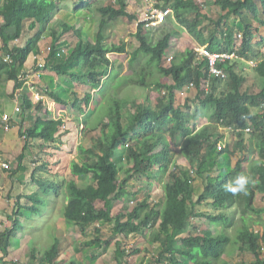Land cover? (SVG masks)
I'll use <instances>...</instances> for the list:
<instances>
[{
	"label": "trees",
	"instance_id": "16d2710c",
	"mask_svg": "<svg viewBox=\"0 0 264 264\" xmlns=\"http://www.w3.org/2000/svg\"><path fill=\"white\" fill-rule=\"evenodd\" d=\"M164 2L173 8L172 17L162 25L160 33L164 32V35L155 45L147 44L139 35L146 27L139 22V29L134 33L139 45L130 52V59L136 60L141 50L149 53V62L170 77L171 83L159 80L153 83L160 94L156 103L149 94L151 87L144 88L148 93L143 96L127 94L129 90L125 97L106 92L100 105V109L108 106L105 114L82 121L85 125L83 141L85 145L90 144L83 147L85 159L73 161L70 169L73 176L79 175L81 179L89 176L91 181L85 186L73 179L66 181L65 193L71 199V205L64 207L63 217L80 232L93 223H98L94 227L96 233L101 231V225H111L113 235L124 237L128 234L144 237L157 230L150 238L160 245L154 264H228L223 257H231L234 251L242 250V246L251 258L241 264H264L261 256V249L264 252V205L255 203L257 192L264 198V35L260 33L264 29V0H214L219 11L216 20L203 13V5L195 0ZM94 10L100 15L97 26L92 24ZM108 16L112 19L106 20ZM0 18V57L9 56V60H0V73L15 81V89L21 88L27 79L25 73L22 77L19 74L35 50L44 67L52 69L59 77L101 89L103 80L99 77L108 75L109 65L113 64L107 54L127 53V42L117 45L108 41L112 36L110 29L114 25L136 21L137 14L127 10L124 0H72L71 4L68 0H0ZM172 18L176 26L185 29L200 46L210 51H232L235 47L238 57L255 61L254 66L249 67L251 73L239 68L237 60L219 64L227 77H212L209 91L196 98L200 105L210 108L207 124L201 128L182 125V108L176 101L178 93L190 83H193L191 89L199 93L202 82L208 78L206 60L193 50H185L168 60L165 56L170 40L167 22ZM204 21H209L211 26L205 25ZM254 21L261 29L254 26ZM204 29H207L205 33ZM29 32L33 34L28 44H18V39ZM237 33L241 37L239 45L235 43ZM46 36V56H43L38 42ZM69 37H73L74 43L68 40ZM94 57L100 58L106 66L89 69ZM227 83L230 87L233 85L231 91ZM221 85L227 86L223 94L217 92ZM43 93L67 107L68 101L59 96L58 89ZM91 93H85L81 100L74 96L69 107L83 113L93 96ZM30 105V100L25 98L23 106ZM41 105L38 102L35 106ZM61 125V118L38 117L34 129L28 130L27 134L39 136L44 141L55 140L54 134ZM247 126L251 130L244 133ZM218 127L240 128V131L235 133L237 138L232 146L228 143L223 147L219 167L215 170L213 166L217 165V159L211 154L224 136ZM167 132L171 133L172 142L167 138ZM171 143L179 147V152ZM118 150L122 155H116ZM178 154L187 161L186 165L177 162ZM248 154H257L260 163L245 170ZM232 156L237 157L231 166ZM124 157L133 162L130 169L123 171L125 175L119 177ZM240 175L250 178L247 192L233 194L226 191L225 186ZM133 178L144 179L147 183L160 182L162 203L154 202L146 195L134 202L125 219L115 223L109 201L137 195L128 187ZM7 196L0 199V210L5 213L10 227L0 234V251L5 256L12 234L23 227L21 213L8 205ZM38 198L35 197L37 202ZM78 198L82 200L80 203H77ZM95 200H103L104 208L97 209ZM204 206H210L209 210H200ZM198 218L206 219L219 229L216 232L201 231L198 222L191 220ZM231 229H234V235L230 234ZM95 241L99 238L92 239ZM119 244L116 243V263L133 264L124 258ZM63 249L64 244L55 240L40 254L41 262L56 264ZM138 252L135 248L127 256ZM0 264L19 263L0 257Z\"/></svg>",
	"mask_w": 264,
	"mask_h": 264
},
{
	"label": "rangeland",
	"instance_id": "374dc122",
	"mask_svg": "<svg viewBox=\"0 0 264 264\" xmlns=\"http://www.w3.org/2000/svg\"><path fill=\"white\" fill-rule=\"evenodd\" d=\"M71 1L72 0H68V4H71ZM85 1H87V0H85ZM96 1L97 2H104L107 0H96ZM110 1L113 2L115 0H110ZM124 1L127 3V10L131 11V12H135L137 14V20L134 22H131L128 25H126V24L118 25V26L114 25L115 27H113V29H110L112 36L110 37V39L108 41L110 43H115L117 45L120 44L122 41L127 42V53H108L107 54L108 58L113 62L114 65L112 63H110L109 74L106 76H100L99 77L100 81L103 80V87L101 86V89H99L98 87L95 88L91 85H85L82 83L72 82L68 78H65V77L64 78L57 77V79H56V75L54 73L51 74L53 76L52 79H50V80L47 78L44 79V81H45L44 84L47 85L46 83H48L49 85H51V90H55L57 87H59V91H60L59 96L64 97L65 99H68L70 102L74 96H76L79 100H81V98L84 96L85 93H87V92L91 93L92 92L91 94H93V96H91L88 107L85 109V111L83 113L76 111V110H73L71 107H69V106H71L70 103L68 104L67 107H65L66 110H69L70 114L67 112H60L58 106H62V105L58 104L57 102H56V105H53L55 107H52V111H51L52 114L54 116L56 115V117L60 116V118L62 120V126L59 129V130H61V129L63 130V131H61V134L64 135L65 132H67L70 129L72 131V135L74 138L72 139V141H70L68 143L66 148L62 149L66 153L69 154V158H71V156H73L71 159L72 162L74 160L80 162V161L84 160L86 157V152H85L83 147L86 145H89L90 142L86 143V145H85V143L83 141V136H84L83 130L85 128V125L82 126L81 124H82V121L84 119H86L87 121H90V119H92V117H95L96 114L97 115H104L105 114L106 108L108 109V106H103V108L100 109V107H101L100 105L102 104L103 100L105 99L104 96H106V92L108 94L110 92V94H113V95L122 94V96L125 97L126 96L125 92L129 90L127 92V94L132 93V94H134V96H136L137 94L138 95L140 94L139 96H143V95H147V93H148V91L145 90L144 88L145 87L146 88L151 87V89H148L149 94H150V97L153 100V102L156 103L160 98V94L158 93L159 90H157L154 87L153 83L156 80L162 81L163 83H169V82L171 83L170 77L166 76L164 73L157 70L154 67L153 62H149V53L143 52L141 50V52L139 53L136 60L132 61L130 59V52L139 45V41L134 36V33L139 29L138 28L139 27L138 22H139L140 10H139V3L137 0H124ZM200 1L205 3L206 7L208 8L207 14L212 15L213 19L216 20V18H218L219 11L217 10L218 8L216 9L215 4L210 2V1H214V0H210V1L209 0H207V1L200 0ZM217 11H218V13H217ZM203 13H205V12H203ZM94 18H95V20L92 22V24L94 26H97L100 15L95 10H94ZM110 19H112L111 16H108L106 18V20H110ZM167 23H168L167 29H168V32L170 35V40H168V47L165 49V54H166L165 56H167V58H168V56H172V59H173L174 57H178L179 54L181 52H184L185 50L195 51L197 44H193V41H195V40L190 37L189 33L185 29H181L178 26H176V24H175L176 22L174 20H172V21L170 20ZM204 24L207 25L208 27L211 26V23L209 21H204ZM253 24H254V26H258V28L261 29L258 22L254 21ZM162 27L163 26H161L160 28L142 29L141 32L139 33V35L143 38V40H145V42L147 44L153 46L160 40V37L164 35V32H162V34L160 33V31L162 30ZM205 32H206V30H204V33ZM260 33L262 35H264V29H262V31ZM173 35H177V37H175ZM45 38L48 39V36H46ZM235 39L240 41L241 37L239 36L238 33L236 34ZM68 40H70L71 43H74L73 37H69ZM43 42H44V40H43ZM63 49L69 50V48L66 49L64 47H63ZM262 49L264 50V46ZM143 53H145L146 56ZM104 66H106L104 64V62L102 60H100V58H98V59H94L88 68L89 69H92V68L102 69ZM237 66L239 68H244L243 69V70H245L244 72L251 73L248 71L250 66H248L247 63L237 62ZM228 81H231V80H228ZM67 82L69 84H67ZM226 82L227 81H224V83H226ZM42 88H43V91L46 90L45 86H43ZM141 88H143V89L141 90ZM204 88H205V86L202 85L201 90L199 91V93H197V90L191 89V85H189L181 93H178V99L176 102L182 108V113H181L182 125H184V126L186 125L188 127L195 126L196 128H201L202 126L207 124V120L209 119V117H207V115H209V109L210 108L208 106L200 105L199 101L196 99L197 95L202 97V95L207 93L204 90ZM208 89H210V86ZM226 91H227L226 85H221L217 88V92H219L221 94L225 93ZM82 106H84V105H82ZM186 106H188V107H186ZM98 109H100V110H98ZM12 110H13V103L11 101H9L7 104V111L12 112ZM72 110H73V112H72ZM71 114H74V115H71ZM38 117H39V113H38ZM75 118H77V119L74 120ZM69 119H71L72 122H69ZM67 122H69V124H70V125H68V127L66 126ZM65 126L67 128H65ZM218 130L221 133L226 134V135H224L225 138L219 139V141H221V144L223 145V147L226 146V144H228V143L231 145V143L234 142V140H236V138H237L234 135H232L233 133H227V132L224 133L223 128H219ZM97 134H99L98 131H97ZM246 137H248V135H246ZM167 138L169 139V141L171 140V142H172V137H171L170 132H167ZM224 140H225V143H224ZM171 144L173 145L174 148H177L176 151L179 152V147L178 146L175 147V145L173 143H171ZM223 147H222V149H216V151L211 154V155H214L217 159L216 160L217 165L213 166L215 170H217L218 169L217 167H219V162L221 161V155L223 153ZM119 154L122 155L121 151L118 150L116 155H119ZM125 155H127V153H125ZM236 157L237 156H232V159L229 161V164L231 166L235 162ZM210 159H211V156L209 157V160ZM71 161L66 162V160H64L65 164L63 165V168H65L67 172H68V167H70L69 165H71V163H72ZM123 162H124V166H123L122 170L119 172V177H123L125 175L123 171L130 169L133 161L131 160V158L126 157L125 159H123ZM177 162L179 164H182V165L187 164L186 160L180 154L177 155ZM258 163H260V158L257 154H248L247 161L244 163V169L247 170L250 165H256ZM62 171L64 172V170H62ZM76 176H77V178L79 177V175H76ZM82 181L86 183V182H90L91 180H90L89 176H87V177L83 178ZM52 183L53 184L49 187H51V192H54V187L57 185V183L59 184V182L57 181V183H55V181L52 180ZM80 185L85 186L87 184H80ZM44 187H45V184L43 183V186L41 188L40 206H42V208H41L42 211L45 212L48 209L47 208V206H48L47 202H50V204H51L53 201V198H51V199H49V201H47V198L45 197L47 190H45ZM128 187H129V190L136 192L137 195H135V196H129V195L124 196L123 200H117V201L116 200H110L111 203L114 202L113 204H118V206L116 205L114 207V216L116 215L115 223H120L123 219H125V217L128 216L127 212L130 210V207L134 204V202L142 199L146 195H150V200H153L154 202H157L160 204L162 203L163 188H162V185L160 184V182H158V181L152 180L149 183H147L144 179H141V178L140 179H136V178L134 179L133 178L132 180L129 181ZM3 193H4V195L7 194L6 191L4 190V188H3ZM255 203L257 206L264 205V198L262 197V194L260 192H257V194H256ZM32 204L34 205V207L31 208L32 210L24 209L22 211V223H23L22 225L24 226V228L29 227L28 225H32L33 235L41 236L42 232L45 233V231H47V230H43L41 228L42 223H39L37 225V221H36L37 216H35L36 210H37V208H36L37 200L34 199ZM103 204L104 203L102 200L96 201L95 207L104 208ZM122 207H125V213H124L125 217L118 216L117 215L118 213H116L117 212L116 209H122ZM208 208H210V206L209 207L204 206V207L200 208V210H209ZM60 210H61L60 212H62V214H63L64 207L63 208L61 207ZM46 213H47V211L44 213V216H46ZM33 216H34L33 221L30 220L31 222H28L29 218L33 217ZM44 220H45V217L42 218L41 221H44ZM191 220H192V222H198L201 231L210 230L212 232H216L219 229V227H216L214 225H210L207 222V220L204 218L191 219ZM263 221H264V215H263ZM94 227H95V225H91V226L88 225L86 227L88 233H85L87 235V237H85V238H88L91 235L94 236V233H95ZM254 227L256 229H259V226H254ZM154 228H157V226ZM156 231L157 230L152 231V233H146V235L144 237H142V235H139V234H128L127 237H124L121 235L115 236V235H113V233L111 231V225H105L102 228L101 232H102V235L107 238L106 240L112 238L111 239L112 243H114L115 239H116V242H120V244L123 245L125 247V249H127V253L131 252L135 248L139 249L138 253L130 256L129 260L131 261V263H133V264H154L153 263L154 258H155V255L159 251L160 245L158 243H153L150 238L153 236V234ZM230 234H232V235L235 234L234 229L230 230ZM103 245L104 244H101L99 248L104 249L106 251V249H105L106 246L103 247ZM105 251H104V253H105ZM233 253L234 254L231 257L230 256L223 257L228 262V264H241L242 261H248L251 258V255L247 251L245 246H242V250H236ZM261 256L264 257V252L262 249H261ZM105 258L108 259V257H105ZM102 259H104V258H102ZM115 264H116V262H115Z\"/></svg>",
	"mask_w": 264,
	"mask_h": 264
},
{
	"label": "crops",
	"instance_id": "0c3cea01",
	"mask_svg": "<svg viewBox=\"0 0 264 264\" xmlns=\"http://www.w3.org/2000/svg\"><path fill=\"white\" fill-rule=\"evenodd\" d=\"M195 1L203 5V11H201L207 14L208 8L206 7L205 3L201 2L200 0ZM210 2L214 4V1ZM173 19L174 18H172L171 21ZM1 22L2 19L0 18V23ZM32 34L33 33L30 32L25 33L22 38L18 39V44L23 46L28 44L30 39L29 37L32 36ZM173 36L177 37V35ZM190 37L194 39L191 35ZM43 40L38 42V48L39 50H42L41 54L46 56V52L44 50L48 39L44 38ZM194 40L195 41H193V44H197L196 46H199V42L196 39ZM15 43L16 42L11 44L15 45ZM235 43L238 44L240 41L235 39ZM36 52L37 50H35V52H33L28 57L20 73H25V76L27 77V83L33 84V86L36 87L35 89L37 92L42 95L40 100L35 101L33 99L32 93L29 91L28 86H26L25 83H23L21 88L15 89V81L6 78L4 73H0V116L2 113H8L12 116L8 131H4L0 127V153L9 163V169L7 171L0 169V182L9 196H7L8 198L6 199L8 205L10 207L13 206L14 210L20 212L21 215L24 209L32 210L28 209V207H34L32 203L35 197L39 196V202L37 203H41L40 197L43 183L45 184V190H47L45 196L47 201H49L51 198H53V201L51 204L50 202H47L48 209L46 210V216H44L46 211L44 212L41 209L42 206H36L37 210L35 216H37V225L42 223L41 228L47 231H45V233L42 232L41 236L33 235L32 225H28L29 227L27 228H24L23 226L21 231H14L7 247L8 253L5 256L0 251V257L17 261L19 264H44L40 260V254L48 249V247L55 240H58L64 244V249L61 250L56 264H115V251L117 242L115 239L114 243H112V238L105 242L107 238L104 237L101 232L104 225H101L100 232H95L94 236L91 235L90 237L85 238L87 237L85 233H88L87 228H85L83 232H80L74 225L66 223L62 212H60L61 207L63 208L66 205H71V199L65 193V183L68 179H73L79 185L89 184L88 182H83L81 178L73 176L70 167H68V172L65 168H63V165L65 164L64 160H66V162H70L73 157L71 156V158H69V154L62 150L66 148L68 143L74 138L71 129L62 135L61 131L63 130H59L62 126L61 125L54 134V137H56L55 140L53 139L50 141H44L43 138L39 136L30 137L27 134L28 130L34 129L36 119L38 118V113L39 118L41 119L47 117L52 119L60 118V116L56 117V115L54 116L51 112L52 107H55L53 105H56V101L44 94L42 88L45 86L46 90L50 91L51 85L48 83L45 85L44 79H52V73L56 75V79L59 76L54 71H52V69L44 67L41 58ZM94 59L98 58L94 57L93 60ZM0 60H4V57H0ZM227 86L230 87V83H227ZM232 87L233 85H231V89H229L230 91L232 90ZM56 89L59 90V87ZM25 98L29 99L31 102V105L28 107L23 106ZM9 101L13 103L12 112L7 111V104ZM67 101L69 104L68 99ZM38 102H41L42 105L35 106ZM16 103L22 104V111L15 115L14 108ZM68 104H66V106H68ZM58 108L60 112L69 113V110H66L65 106L63 105L58 106ZM76 119L77 118L74 120ZM69 122H72L71 119H69ZM69 122L66 123L67 127L70 125ZM81 125L83 126L84 124ZM66 126L65 128H67ZM223 130L224 133H230L226 128H223ZM23 134L26 135L25 140L21 139ZM222 138H225V136ZM62 170H64V172ZM52 180H54L55 183H57V181L59 182V184L57 183V185L54 187V192H51V187H49L53 184ZM29 196L32 197L29 198ZM118 200H123V198ZM81 201L82 200L80 198L77 199V203H80ZM96 201L100 200H95L94 205ZM113 203L114 202H110V206L111 215L115 222L116 215L114 216V207L116 205L118 206V204ZM116 210L118 216L125 217V207ZM4 214L5 213L0 210V234L6 232L10 228ZM43 216L45 217V220L41 221L42 218H44ZM33 219L34 216L30 217L28 222L33 221ZM91 225L98 226V223H93ZM95 237L99 238V241L92 242V239ZM101 244H104L103 247L106 246V251L99 248ZM119 245L122 252H124V258L129 260L130 256H127V254H129L127 253V249H125L123 245ZM105 257H108V259Z\"/></svg>",
	"mask_w": 264,
	"mask_h": 264
},
{
	"label": "built area",
	"instance_id": "2783aa9c",
	"mask_svg": "<svg viewBox=\"0 0 264 264\" xmlns=\"http://www.w3.org/2000/svg\"><path fill=\"white\" fill-rule=\"evenodd\" d=\"M141 1V12L139 16V22H143L146 28H159L165 24L166 20L172 16L173 8L171 5H168L164 0H140ZM138 22V23H139ZM195 52L200 58L206 60L207 74L208 78L204 81V86L208 87L212 77H220L225 79L227 77V72L219 64H225L227 61H231L237 57L235 51H210L205 46H197ZM172 59V56H168V60ZM4 60H9V56H5ZM250 66H254V61L250 60L248 62ZM23 73L19 74V77H22ZM26 86H28L29 91L32 93L33 99L35 101L40 100L42 95L39 94L33 84H28L27 79L24 81ZM193 86V83H190ZM17 99V98H16ZM22 111V104L16 103L14 108V114H19ZM12 116L8 113H2L0 116V127L4 131H8L10 128V120ZM232 135H235L237 131H240V128L232 129L226 127ZM251 130L250 126H247L244 129V133H247ZM22 140L26 139V135L21 136ZM223 145L221 141L217 144V149H222ZM9 163L0 153V169H8ZM4 195L3 186L0 182V199ZM118 264V263H116Z\"/></svg>",
	"mask_w": 264,
	"mask_h": 264
},
{
	"label": "clouds",
	"instance_id": "9594fccd",
	"mask_svg": "<svg viewBox=\"0 0 264 264\" xmlns=\"http://www.w3.org/2000/svg\"><path fill=\"white\" fill-rule=\"evenodd\" d=\"M138 1V3H139V10H140V12H141V1L140 0H137ZM160 28V27H159ZM240 36V35H239ZM236 45H239V43L238 44H236ZM200 46V45H199ZM236 49H235V47H234V49L232 50V51H235ZM236 53V52H235ZM181 54V53H180ZM179 54V55H180ZM237 55V54H236ZM237 60V62H244V63H247L248 64V62L250 61V60H244L243 58H240V57H238V55H237V57L235 58V59H233V60H231V61H229V62H233V61H236ZM253 61V60H252ZM254 63H255V61H254ZM248 66H250L249 64H248ZM243 69V68H242ZM205 81V80H204ZM204 81L202 82V85H204L203 83H204ZM211 81V80H210ZM210 84V83H209ZM201 85V86H202ZM209 88V86L208 87H205L204 88V90L206 91V92H208V89ZM249 182H250V178L249 177H246V176H244V175H240V176H237L235 179H234V181L231 183V184H228V185H226L225 186V190L226 191H228V192H231V193H233V194H237V193H246L247 192V185L249 184Z\"/></svg>",
	"mask_w": 264,
	"mask_h": 264
},
{
	"label": "water",
	"instance_id": "95a60500",
	"mask_svg": "<svg viewBox=\"0 0 264 264\" xmlns=\"http://www.w3.org/2000/svg\"><path fill=\"white\" fill-rule=\"evenodd\" d=\"M38 202H39V201H38ZM36 206L38 207V206H40V204H38V203H37V205H36ZM21 218H22V216H21Z\"/></svg>",
	"mask_w": 264,
	"mask_h": 264
}]
</instances>
